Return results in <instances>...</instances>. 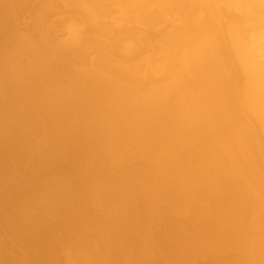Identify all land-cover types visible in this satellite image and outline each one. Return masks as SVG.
Wrapping results in <instances>:
<instances>
[{
	"label": "bare ground",
	"instance_id": "6f19581e",
	"mask_svg": "<svg viewBox=\"0 0 264 264\" xmlns=\"http://www.w3.org/2000/svg\"><path fill=\"white\" fill-rule=\"evenodd\" d=\"M0 264H264V0H0Z\"/></svg>",
	"mask_w": 264,
	"mask_h": 264
}]
</instances>
